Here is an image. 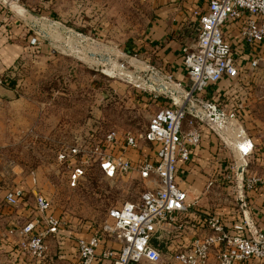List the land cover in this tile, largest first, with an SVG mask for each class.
<instances>
[{
    "label": "rangeland",
    "instance_id": "rangeland-1",
    "mask_svg": "<svg viewBox=\"0 0 264 264\" xmlns=\"http://www.w3.org/2000/svg\"><path fill=\"white\" fill-rule=\"evenodd\" d=\"M9 2L19 11L21 36L27 42L32 38L37 42L9 72L12 87L0 90V227L5 228L4 219L10 211L4 199L6 190L24 193L17 207L23 216L16 225L34 218L32 192H39L48 198L52 213L63 220L69 236L62 245L51 241L49 257L40 264H76L73 247L78 234L86 227L90 232L100 231L109 222L111 209H120L138 199L144 185L137 165L144 158L150 159L151 154L139 141L137 150L129 153L133 169L114 179L105 178L93 160L68 162L67 156L60 160L58 154H66L72 145L99 142L110 131L121 137L128 133L138 136L150 119L171 103L169 95H158L144 81L150 78L164 84L170 74L157 46L146 39L155 17L154 5L151 0ZM187 26L178 32L181 46L197 38V27L192 23ZM45 28L56 35L51 36ZM91 53L115 55L113 65L99 62ZM249 76L250 82L229 86L228 94L233 93L231 102L224 101L231 103V109L239 106V113L244 115L240 125L248 129L249 135L257 136L259 147L264 149V67L261 65ZM172 80L178 82L173 76ZM194 110L200 112L198 108ZM189 121L200 123L188 110L183 128ZM210 127L216 135L215 126ZM218 134L225 135L229 145L221 144L216 154L207 153L201 163H195V169L204 175V182L206 177L218 180V189L222 190L234 187L235 181L228 182L223 176L238 156L225 131ZM216 156L220 161L215 162ZM238 163H245L251 173L256 171L251 159ZM77 165L84 175L72 182L70 174ZM124 242L125 237L117 235L107 246L119 250ZM168 243L166 240L158 243L163 260L157 264H169ZM64 245L67 254L62 257ZM28 260L29 264H36ZM208 264H215L214 254Z\"/></svg>",
    "mask_w": 264,
    "mask_h": 264
},
{
    "label": "built area",
    "instance_id": "built-area-1",
    "mask_svg": "<svg viewBox=\"0 0 264 264\" xmlns=\"http://www.w3.org/2000/svg\"><path fill=\"white\" fill-rule=\"evenodd\" d=\"M199 2L192 11L197 39L181 48L188 83L173 82L171 75L167 76L168 81H163L183 94L169 95L171 103L161 108L138 136L128 133L121 137L110 131L99 142L72 145L66 154H58L60 160L67 156L68 162L93 160L107 179L131 172L133 164L129 153L137 150L139 141L151 154L150 159L144 158L137 165L144 191L135 202L111 209L109 222H105L100 231L76 238L73 247L76 264H139L142 261L157 264L163 260L159 241L164 233L175 229L181 216L189 210L187 192L175 182L177 167L190 162L203 137L201 122L189 121L183 128L191 107L205 114L206 124L214 125L220 132L224 130L232 140V150L238 157L227 167L225 178L231 183L235 181V191L243 198L252 191L264 196V175L249 172L244 163L242 178L237 176L239 160H246L254 148L250 140H243L246 134L240 125L239 106L231 109V103L224 101L230 99L231 102L233 93L228 94L227 88L213 98L201 97L207 86L223 78L234 79L235 86L248 83L249 73L261 65L264 67V0ZM36 42L35 38L30 40L31 45ZM10 80L9 72L0 70V88H8ZM223 101L224 108H221ZM224 136H221L222 144L227 140ZM83 175L84 170L77 165L70 179L76 182ZM20 194L19 191L8 192L6 204L10 208L17 207ZM33 209L34 218L11 226L7 236L20 257L40 264L49 257L51 241L62 245L69 236L63 220L52 213L50 201L43 194L33 193ZM203 222L208 233L188 244L181 243L180 247L171 244L173 247L166 258L169 264H208L213 254L215 264H264V232L251 237L241 235L246 227L244 221L232 225L231 231L217 214H208ZM117 235H123L125 242L115 252L105 241ZM11 256L0 252V264H17V259Z\"/></svg>",
    "mask_w": 264,
    "mask_h": 264
},
{
    "label": "crops",
    "instance_id": "crops-1",
    "mask_svg": "<svg viewBox=\"0 0 264 264\" xmlns=\"http://www.w3.org/2000/svg\"><path fill=\"white\" fill-rule=\"evenodd\" d=\"M151 1L154 5L155 17L151 21L150 28L147 30L146 39L152 44H158L156 45L157 50H159L158 54H161V58L165 64L167 63V67L170 69L169 75L173 76L178 82L185 83L188 81V78L183 68L182 58H180L182 46L179 44L177 37L180 30H183L185 26L188 27L187 24H196V19L192 15V11L200 2L199 0ZM18 16L19 11L17 9L5 8L0 2V70L12 72L17 61L25 55L28 49L34 47L30 44V39L27 42L21 36L22 30L18 24ZM173 101L175 100L173 99ZM201 124L204 132L200 145L195 148L190 162L179 164L176 171L175 182L180 189L187 192L189 210L187 214L181 216L175 229L169 234L164 233L163 238L159 241V243L163 242V240L168 241L170 244L168 243L167 246L170 249L173 247L171 243L180 247L181 243L188 244L193 239L208 233L206 224L203 222L208 214L220 215L225 227L229 230H231L232 225L244 221L246 227L240 232L244 236L251 237L257 232H264V196L262 194H259L257 191L248 192L246 198H243L245 204L244 211L242 206L238 204L239 198L242 197L239 192H236L230 186L223 187L221 189L229 195L226 197L222 190L218 189L220 184L218 180L206 177L204 182V175L195 169V163H201L203 161L202 157H208L207 153L212 152L216 154L218 149L220 151L222 145H229L227 140L225 144H222L223 142L218 134V130V132H215L216 135H213L211 132L213 129L209 124L202 122ZM243 130L246 134L243 140H250L254 148L252 154L246 160H252V163L256 167L254 173L264 175V149L259 147L260 140L257 136L249 135L247 128L243 127ZM214 159L215 162L220 161V158L217 156ZM225 176L223 177L225 178ZM10 191L12 190L8 189L5 191L4 199ZM14 191L21 193L19 197V202H21L24 193L20 190ZM34 192H32V195ZM210 200L214 202H209ZM17 207L10 208L9 214L4 219L5 228L2 230V227H0V252L10 253L12 255L11 257L17 259V264H29L27 262L29 261L28 258L18 255L12 240L7 236L8 228L16 225L20 217L23 216L19 210L17 211ZM15 209L16 212L14 214L13 211ZM89 234L90 231L86 227L84 231L78 234V237H86ZM110 242L111 240L105 241L106 244ZM62 248L64 251H60L61 256L65 257L66 255L63 256V254H67V250H65L66 245ZM113 249L119 251L114 246Z\"/></svg>",
    "mask_w": 264,
    "mask_h": 264
},
{
    "label": "water",
    "instance_id": "water-1",
    "mask_svg": "<svg viewBox=\"0 0 264 264\" xmlns=\"http://www.w3.org/2000/svg\"><path fill=\"white\" fill-rule=\"evenodd\" d=\"M0 2L11 8V9H15L17 6L15 4H11L9 2V0H0ZM91 57H95L99 62L101 63H107L108 65H113V62L112 60L114 59V56L115 55H107L105 53H101V54H98V53H91L90 54ZM145 81V84L147 87H149V89L155 91V92H158V93H166L167 95H171V94H183L182 92L180 91H177L173 88H168L166 85H164L163 83H157L155 79H150V78H145L144 79ZM5 88H0V90H4ZM189 111L191 112L192 116L194 118H196L197 120H199L200 122L202 123H206L207 122V119H206V116L204 113H201V112H198V111H195L193 107L189 108ZM243 168H244V165H240L238 167V171H237V176L239 178H242V171H243ZM238 204L242 206V209L245 211V204H244V200H243V197L239 198L238 200Z\"/></svg>",
    "mask_w": 264,
    "mask_h": 264
},
{
    "label": "trees",
    "instance_id": "trees-1",
    "mask_svg": "<svg viewBox=\"0 0 264 264\" xmlns=\"http://www.w3.org/2000/svg\"><path fill=\"white\" fill-rule=\"evenodd\" d=\"M193 25H195L197 27L196 24H193ZM196 34L198 36V32ZM153 45H158V44L156 43ZM181 58H182V56H181ZM233 82H234V79L223 78V80H221L217 84H212V85L207 86L205 88V90L203 91V93L205 95L204 97L213 98V97L217 96L219 93H221L225 89L229 88V86H231L233 84ZM9 87L11 88L12 86H9ZM239 117L244 118L242 113H239ZM258 193L261 194L260 192H258Z\"/></svg>",
    "mask_w": 264,
    "mask_h": 264
},
{
    "label": "bare ground",
    "instance_id": "bare-ground-1",
    "mask_svg": "<svg viewBox=\"0 0 264 264\" xmlns=\"http://www.w3.org/2000/svg\"><path fill=\"white\" fill-rule=\"evenodd\" d=\"M43 24H44V23H43ZM37 26H38V25H37ZM45 30H48V32L50 33V35L53 36V37L56 35L55 32L52 31V30H50V29L45 28Z\"/></svg>",
    "mask_w": 264,
    "mask_h": 264
}]
</instances>
